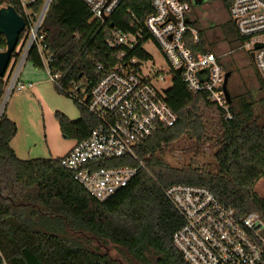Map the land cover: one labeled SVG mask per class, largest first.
Wrapping results in <instances>:
<instances>
[{"label": "trees", "instance_id": "trees-1", "mask_svg": "<svg viewBox=\"0 0 264 264\" xmlns=\"http://www.w3.org/2000/svg\"><path fill=\"white\" fill-rule=\"evenodd\" d=\"M223 3L228 10L229 1ZM4 5L23 15L15 2L0 0V8ZM152 12V0H122L110 22L102 25L92 20L83 0H53L42 36L55 56L54 73L65 76L66 83L83 78L96 81V65L107 61L112 32L133 30L137 20L144 21ZM221 28L239 48L244 45L232 21ZM200 37V44L191 42L190 48L195 53L209 52L202 31ZM134 54L151 58L141 48ZM18 56L15 52L13 60ZM28 61L44 69L38 50L31 51ZM10 75L0 78V106ZM55 88L65 96L61 88ZM166 95L178 122L155 134L140 150L148 169L142 189L105 202L77 183L62 167V158L19 159L11 147L17 127L5 114L0 117V250L8 264H118L94 247L95 241L122 248L138 264H189L174 246L175 218L161 199L164 189L177 184L208 188L239 216L259 214L264 220V199L255 191L264 179V98L256 102L251 94L231 96L233 120L226 122L220 109L205 95L190 91L178 73ZM76 105L79 120L72 121L62 112L56 113V119L66 139L82 142L98 122ZM185 136L198 146L216 143L215 170L201 168L199 162L193 167L167 162L168 149ZM126 165L134 163L116 159L99 164Z\"/></svg>", "mask_w": 264, "mask_h": 264}, {"label": "built area", "instance_id": "built-area-1", "mask_svg": "<svg viewBox=\"0 0 264 264\" xmlns=\"http://www.w3.org/2000/svg\"><path fill=\"white\" fill-rule=\"evenodd\" d=\"M6 1L15 2L22 10L26 26L16 49L19 56L12 59L8 70L12 77L5 100L12 92L34 87L23 82L21 75L31 51L38 50L54 86L98 122L90 136L76 142L61 161L62 167L96 200L105 202L118 194L133 192L137 186L142 189V176L148 169L140 150L155 134L178 122L166 91L159 86L168 77L173 81L178 73L190 91L205 95L220 109L226 122L233 120L220 57L211 52L195 53L189 46L191 42H201L199 29L190 22V0H152V14L144 21L137 20L133 30L112 32L107 41V61L96 65V81L83 78L69 83L64 82L65 76L54 73L55 56L47 50L42 36L53 0ZM83 1L92 20L105 25L122 0ZM228 1L230 20L245 40L241 48L249 50L250 55L254 53L253 62L264 84V0ZM6 7L9 6H1ZM3 40L6 43L5 37H0V53L7 49ZM149 42L158 47L169 71L148 66L154 61L145 49ZM258 44L263 47L256 49ZM139 48L151 58L136 56L134 52ZM116 159L134 165L99 166ZM161 199L175 218L174 246L189 264H264V220L259 214L241 217L210 189L195 185L168 187ZM0 264H8L1 250Z\"/></svg>", "mask_w": 264, "mask_h": 264}, {"label": "rangeland", "instance_id": "rangeland-1", "mask_svg": "<svg viewBox=\"0 0 264 264\" xmlns=\"http://www.w3.org/2000/svg\"><path fill=\"white\" fill-rule=\"evenodd\" d=\"M196 8L202 24L211 30L210 38H207L209 52L220 57L226 73H232L228 83L231 96L251 94L253 100L261 101L264 98V84L249 56V50L239 48L236 40L228 38L222 31L221 27L231 21L223 1L201 0ZM145 49L154 58L153 62L148 63L149 67L169 71L168 64L154 43L149 42ZM21 80L27 85L34 84V87L23 92H12L5 100L7 88L3 98L5 103H1V116L5 114L17 127L11 147L22 160L63 158L76 142L61 134L56 113L62 112L70 120L77 121L81 118L79 108L74 100L62 95L55 88L46 69H37L28 61L23 67ZM172 85L170 77L159 84L164 91H168ZM217 151L218 146L214 141L198 146L195 139L185 136L178 144L168 149L166 158L167 162L175 167H193L194 162H199L202 164L199 167L215 170L214 155ZM194 159L196 161H193ZM255 191L264 199V179L257 184ZM133 192H139V186ZM93 246L118 264H138L125 250L114 244L95 241Z\"/></svg>", "mask_w": 264, "mask_h": 264}, {"label": "water", "instance_id": "water-1", "mask_svg": "<svg viewBox=\"0 0 264 264\" xmlns=\"http://www.w3.org/2000/svg\"><path fill=\"white\" fill-rule=\"evenodd\" d=\"M25 21L23 17L13 7H6L0 9V37H5L7 49L5 52L0 53V78H5L8 70L11 66L13 55L18 47L20 36L25 29ZM112 27L114 25L112 24ZM263 45H256V49L262 48ZM251 59L254 60V53L250 55ZM206 72H209L207 70ZM200 76V74H198ZM232 73L227 72L225 76L224 92L229 104L232 102L231 94L228 90L229 79ZM3 105L0 108V112Z\"/></svg>", "mask_w": 264, "mask_h": 264}, {"label": "crops", "instance_id": "crops-1", "mask_svg": "<svg viewBox=\"0 0 264 264\" xmlns=\"http://www.w3.org/2000/svg\"><path fill=\"white\" fill-rule=\"evenodd\" d=\"M191 1V4H192V12L190 14V22L193 26H195L196 28L199 29V31H202L203 32V37L204 39L209 43V38H210V35H211V30L207 29V27L204 26V24H202V21H201V18H200V15L197 11V8L196 6L201 2V0H195V1ZM223 1V0H222ZM208 38V39H207Z\"/></svg>", "mask_w": 264, "mask_h": 264}, {"label": "bare ground", "instance_id": "bare-ground-1", "mask_svg": "<svg viewBox=\"0 0 264 264\" xmlns=\"http://www.w3.org/2000/svg\"><path fill=\"white\" fill-rule=\"evenodd\" d=\"M2 111H3V110H1V112H0L1 114H2ZM0 117H1V115H0Z\"/></svg>", "mask_w": 264, "mask_h": 264}, {"label": "flooded vegetation", "instance_id": "flooded-vegetation-1", "mask_svg": "<svg viewBox=\"0 0 264 264\" xmlns=\"http://www.w3.org/2000/svg\"><path fill=\"white\" fill-rule=\"evenodd\" d=\"M250 56V55H249Z\"/></svg>", "mask_w": 264, "mask_h": 264}]
</instances>
